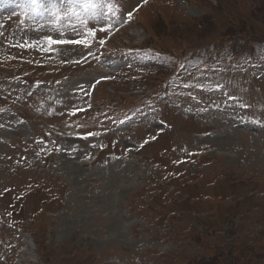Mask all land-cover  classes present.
Listing matches in <instances>:
<instances>
[{"label":"rangeland","instance_id":"374dc122","mask_svg":"<svg viewBox=\"0 0 264 264\" xmlns=\"http://www.w3.org/2000/svg\"><path fill=\"white\" fill-rule=\"evenodd\" d=\"M141 1L105 0L112 10H89L90 27L110 30ZM75 3L43 1L65 34L81 23L71 15ZM18 4L0 0L5 32ZM1 39L0 89L9 87L3 77L27 71L25 86L19 80L12 95L0 92L8 262L23 254L21 264H264V0H150L112 47L127 46L117 58L151 71L102 85L98 117L72 114L88 84L105 75L92 47L58 48L25 65ZM71 59L77 64L68 67ZM104 142L109 148L94 162H79ZM50 145L57 153L46 159ZM18 153L40 161L12 171L1 158ZM35 186L38 194H28ZM17 199L30 220L20 239L8 226ZM40 207L46 211L35 217Z\"/></svg>","mask_w":264,"mask_h":264},{"label":"snow or ice","instance_id":"6c2138e0","mask_svg":"<svg viewBox=\"0 0 264 264\" xmlns=\"http://www.w3.org/2000/svg\"><path fill=\"white\" fill-rule=\"evenodd\" d=\"M78 2L80 3V6L82 7V9L84 10H97V9H103L104 7L107 6L108 11L112 10L111 5H106L105 0H78ZM144 2H146V0H144ZM39 8V0H32V10H38ZM136 10H139V6H137ZM71 14L72 15H79V13L76 12L75 10V6L73 5L71 7ZM128 18L131 19L133 12L129 11L127 13ZM99 31H103L105 33H107L109 31L108 28H102ZM97 34V30L94 29H89L87 36H91V37H95ZM44 39L47 42L48 45V49L51 50V48L53 46H64V45H83L85 47H90L91 44L89 42V40L87 39V37H83V38H76V39H63V38H54L52 36H46L44 37ZM100 44H105L106 41L105 40H100L99 41ZM35 43V42H33ZM22 47H32V44H28V45H22ZM90 56L94 55L93 53H89ZM87 59V58H84ZM100 83V81H97L96 84ZM218 88H222V85H217ZM57 103H60V101H57ZM73 115H75V110L72 113ZM148 140H145L144 143H148ZM143 146V145H141Z\"/></svg>","mask_w":264,"mask_h":264}]
</instances>
